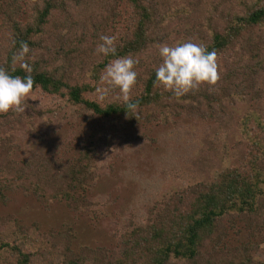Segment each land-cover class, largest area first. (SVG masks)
<instances>
[{
    "label": "trees",
    "instance_id": "16d2710c",
    "mask_svg": "<svg viewBox=\"0 0 264 264\" xmlns=\"http://www.w3.org/2000/svg\"><path fill=\"white\" fill-rule=\"evenodd\" d=\"M101 35L115 37V55L96 52ZM22 41L35 81L30 94L77 107L93 133L72 150L53 142L45 154L19 157L20 143L41 135L25 112L0 114L1 204L21 192L46 208L60 201L88 210L96 170L114 171V151L140 153L144 162V143L163 151L153 155L151 177L142 166L123 172L138 192L114 248H75L70 227L41 231L6 214L0 264H264V0H0V66L13 76L26 74L12 63ZM186 41L217 52L220 79L176 97L156 83L158 47ZM125 56L139 61L130 92L135 111L115 95L118 88L96 97L106 65ZM23 107H32L28 97ZM195 121L207 124L188 129ZM154 122L166 126L154 138L136 131ZM230 139L238 164L199 177ZM206 146L207 153L199 150ZM171 177L183 183L162 190Z\"/></svg>",
    "mask_w": 264,
    "mask_h": 264
},
{
    "label": "rangeland",
    "instance_id": "374dc122",
    "mask_svg": "<svg viewBox=\"0 0 264 264\" xmlns=\"http://www.w3.org/2000/svg\"><path fill=\"white\" fill-rule=\"evenodd\" d=\"M120 26L123 20L120 19ZM101 84V88L104 84ZM117 91L115 95H119ZM30 96V97H29ZM28 100L32 103L30 109L25 110V114L30 116L34 128L39 133L40 138L28 136L20 143L21 149L17 151V156L25 157L28 150H35L43 154L47 153L50 145L55 143L67 144L68 148L77 147L78 143L91 138L93 133V125L83 119L78 113V108L68 104H62V101L54 96L33 93L29 94ZM97 99L100 98L99 93L96 94ZM114 97V96H113ZM31 105V104H30ZM41 113H43L41 115ZM159 123H148L146 125L139 124L136 131L147 137H155L166 126H160ZM207 122L200 121L194 124L188 123V129L202 131ZM233 139L237 136L234 134ZM231 137V138H232ZM21 142V141H20ZM229 148L225 151L220 159L216 160V164L207 168V174H199V177H210L217 173L225 166L237 165L234 150H231L232 139L225 142ZM130 146V144H127ZM145 149V150H144ZM208 146L199 148L201 152H208ZM141 155L144 162L137 161L139 154H131L126 156V152L118 149L113 152L114 171L108 169H97L99 174L95 182H92L86 196L93 200L90 209H80L72 211L66 207L63 202L52 201L49 207H44L31 195H24L17 192L12 195V199L5 205L0 203V215L13 214L24 225H37L41 231L50 228L64 229L70 227L74 233L73 247L79 246H105L110 249L114 248L118 243L119 233L123 232L120 224L123 216L129 212V209L136 203L135 196L138 192V184L136 180L130 176V173L124 175L127 168L136 170L142 166V171L146 177H151L156 173L153 155L163 150L155 143H144ZM200 151H194L195 156L201 155ZM211 150H209V153ZM118 153V154H116ZM214 155L215 153L212 152ZM134 161V162H133ZM136 162V163H135ZM135 163V164H134ZM206 164L208 162L206 160ZM125 176V177H124ZM199 177L195 176L192 181H196ZM169 178V177H168ZM175 180V181H174ZM166 180L161 189L168 192V189L175 188L183 183V178ZM3 248H0L2 251ZM2 257L6 256L5 252H1Z\"/></svg>",
    "mask_w": 264,
    "mask_h": 264
},
{
    "label": "clouds",
    "instance_id": "9594fccd",
    "mask_svg": "<svg viewBox=\"0 0 264 264\" xmlns=\"http://www.w3.org/2000/svg\"><path fill=\"white\" fill-rule=\"evenodd\" d=\"M99 39L101 43L97 45L96 52L105 56L115 55V37L101 35ZM29 51L27 42L22 41L19 51L12 57L13 65L19 64L26 73L25 76L10 75L6 68L0 66V114L9 111L23 113L25 110L24 98L29 96L35 83L31 74L33 69L25 60ZM158 53L162 63L155 69L156 83L176 97L198 90L203 84L214 86L220 79L217 52H209L203 44L191 41L174 46L161 44ZM138 63L139 61L131 56L110 61L100 76L101 83L106 85L97 88L100 98L103 99L109 91L118 88L127 109L135 111L138 105L131 102L130 92L137 80L138 74L134 68Z\"/></svg>",
    "mask_w": 264,
    "mask_h": 264
}]
</instances>
